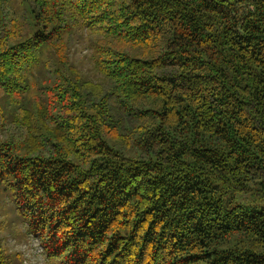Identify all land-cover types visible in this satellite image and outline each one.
<instances>
[{"label": "trees", "instance_id": "16d2710c", "mask_svg": "<svg viewBox=\"0 0 264 264\" xmlns=\"http://www.w3.org/2000/svg\"><path fill=\"white\" fill-rule=\"evenodd\" d=\"M251 189L264 0H0V191L49 261L264 264Z\"/></svg>", "mask_w": 264, "mask_h": 264}, {"label": "rangeland", "instance_id": "374dc122", "mask_svg": "<svg viewBox=\"0 0 264 264\" xmlns=\"http://www.w3.org/2000/svg\"><path fill=\"white\" fill-rule=\"evenodd\" d=\"M80 38L72 51V58L85 72L92 71L91 48L86 31H80ZM256 188V187H254ZM0 226L2 235L13 264H58L56 259L48 260L40 238L27 233V224L12 212L11 195L6 191H0ZM234 202L249 205L264 206V197L257 194L256 189H251L246 194H238ZM17 215V214H16ZM18 255V256H16Z\"/></svg>", "mask_w": 264, "mask_h": 264}]
</instances>
